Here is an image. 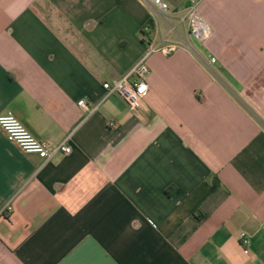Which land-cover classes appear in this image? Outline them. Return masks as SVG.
I'll return each instance as SVG.
<instances>
[{
  "label": "crops",
  "instance_id": "crops-1",
  "mask_svg": "<svg viewBox=\"0 0 264 264\" xmlns=\"http://www.w3.org/2000/svg\"><path fill=\"white\" fill-rule=\"evenodd\" d=\"M197 11L215 75L150 54L147 113L102 87L146 49L138 0H0V115L71 149L43 161L0 129V264H264V0Z\"/></svg>",
  "mask_w": 264,
  "mask_h": 264
},
{
  "label": "built area",
  "instance_id": "built-area-1",
  "mask_svg": "<svg viewBox=\"0 0 264 264\" xmlns=\"http://www.w3.org/2000/svg\"><path fill=\"white\" fill-rule=\"evenodd\" d=\"M138 1L146 7L149 13V20L142 26L146 33L143 36L146 49L126 75L105 81L102 87L106 92L105 96L110 94L121 96L128 103L130 110L149 113L150 109L144 97L148 90L145 77L150 74L146 60L150 54L161 52L169 55L176 48L183 47L212 75H215L212 67L216 58L212 55H204L195 45V42L204 43L210 36V26L197 11L199 0H190L189 4L180 10H172L166 0ZM161 27L165 28L164 31ZM77 104L82 109L88 108L84 100L77 101ZM109 125L115 126L112 122H109ZM0 129L9 143L26 154L39 156L43 161L50 160L57 153L68 154L71 150L65 140L51 143L48 140L34 137L24 124L9 112L0 115ZM238 240L243 251L248 252L247 234L241 232Z\"/></svg>",
  "mask_w": 264,
  "mask_h": 264
},
{
  "label": "trees",
  "instance_id": "trees-1",
  "mask_svg": "<svg viewBox=\"0 0 264 264\" xmlns=\"http://www.w3.org/2000/svg\"><path fill=\"white\" fill-rule=\"evenodd\" d=\"M146 35V33L144 32L143 28L140 29V36L142 37V41H143V36Z\"/></svg>",
  "mask_w": 264,
  "mask_h": 264
},
{
  "label": "rangeland",
  "instance_id": "rangeland-1",
  "mask_svg": "<svg viewBox=\"0 0 264 264\" xmlns=\"http://www.w3.org/2000/svg\"><path fill=\"white\" fill-rule=\"evenodd\" d=\"M161 29H162V31H164V29H165V28H164V27H161ZM180 32L183 34V32H182V31H180ZM186 38H187V37H186Z\"/></svg>",
  "mask_w": 264,
  "mask_h": 264
}]
</instances>
